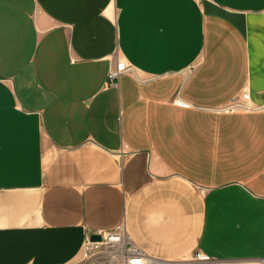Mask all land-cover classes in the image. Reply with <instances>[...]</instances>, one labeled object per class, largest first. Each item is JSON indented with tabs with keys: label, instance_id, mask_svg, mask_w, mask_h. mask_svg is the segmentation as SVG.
<instances>
[{
	"label": "crops",
	"instance_id": "0c3cea01",
	"mask_svg": "<svg viewBox=\"0 0 264 264\" xmlns=\"http://www.w3.org/2000/svg\"><path fill=\"white\" fill-rule=\"evenodd\" d=\"M121 224L264 264V0H0V264H97Z\"/></svg>",
	"mask_w": 264,
	"mask_h": 264
},
{
	"label": "built area",
	"instance_id": "2783aa9c",
	"mask_svg": "<svg viewBox=\"0 0 264 264\" xmlns=\"http://www.w3.org/2000/svg\"><path fill=\"white\" fill-rule=\"evenodd\" d=\"M130 66L119 63L116 69L107 76L110 82H115L122 74L129 72ZM243 105H234L229 110L243 108ZM123 224L112 231L89 233L84 242L81 253V261L84 263L97 264H155V261L148 259L142 250L134 245L131 238L126 234ZM100 240H94V237ZM210 259L202 254L193 256L191 260L179 264H202L208 263Z\"/></svg>",
	"mask_w": 264,
	"mask_h": 264
},
{
	"label": "water",
	"instance_id": "95a60500",
	"mask_svg": "<svg viewBox=\"0 0 264 264\" xmlns=\"http://www.w3.org/2000/svg\"><path fill=\"white\" fill-rule=\"evenodd\" d=\"M94 240H95V241H96V240H100V238L95 236V237H94Z\"/></svg>",
	"mask_w": 264,
	"mask_h": 264
}]
</instances>
